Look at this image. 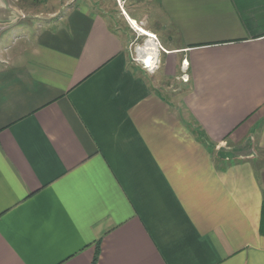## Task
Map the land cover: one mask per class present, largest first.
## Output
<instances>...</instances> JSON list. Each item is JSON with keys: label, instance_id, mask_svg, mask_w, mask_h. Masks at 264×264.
<instances>
[{"label": "crops", "instance_id": "0c3cea01", "mask_svg": "<svg viewBox=\"0 0 264 264\" xmlns=\"http://www.w3.org/2000/svg\"><path fill=\"white\" fill-rule=\"evenodd\" d=\"M155 1L168 95L80 3L0 27V264H264V0Z\"/></svg>", "mask_w": 264, "mask_h": 264}, {"label": "rangeland", "instance_id": "374dc122", "mask_svg": "<svg viewBox=\"0 0 264 264\" xmlns=\"http://www.w3.org/2000/svg\"><path fill=\"white\" fill-rule=\"evenodd\" d=\"M79 3L93 12L107 16L110 26L123 38L129 63L144 73L149 72L151 83L157 90L168 95L172 90L179 88L178 81H182L179 66L177 65L171 77L164 76V71L167 70L166 54L160 46L158 36L150 29L156 25L153 15L157 11L155 0H0L1 11L6 9L5 13H0V27L23 25L30 30L40 24L53 22L68 7ZM125 13L135 20L138 25L132 21L136 26L150 31L155 38L137 30L126 18ZM11 31L8 30L3 37L4 43L12 46L19 35ZM173 58L174 56H169L168 60L173 61Z\"/></svg>", "mask_w": 264, "mask_h": 264}, {"label": "trees", "instance_id": "16d2710c", "mask_svg": "<svg viewBox=\"0 0 264 264\" xmlns=\"http://www.w3.org/2000/svg\"><path fill=\"white\" fill-rule=\"evenodd\" d=\"M260 231L262 234H264V198L261 205V222H260ZM96 260V257L93 260V264Z\"/></svg>", "mask_w": 264, "mask_h": 264}, {"label": "bare ground", "instance_id": "6f19581e", "mask_svg": "<svg viewBox=\"0 0 264 264\" xmlns=\"http://www.w3.org/2000/svg\"><path fill=\"white\" fill-rule=\"evenodd\" d=\"M129 21L133 24V26L137 29V30H139L140 32H142L144 35H146V36H148V37H153V35H152V33H150L149 31H145V30H143V29H140L138 26H136V24L133 22V21H131L130 19H129Z\"/></svg>", "mask_w": 264, "mask_h": 264}, {"label": "built area", "instance_id": "2783aa9c", "mask_svg": "<svg viewBox=\"0 0 264 264\" xmlns=\"http://www.w3.org/2000/svg\"><path fill=\"white\" fill-rule=\"evenodd\" d=\"M187 80V78H185V80L183 79V81H186Z\"/></svg>", "mask_w": 264, "mask_h": 264}]
</instances>
